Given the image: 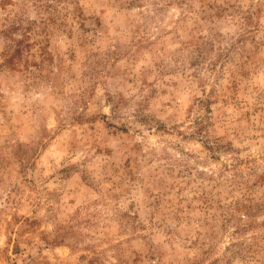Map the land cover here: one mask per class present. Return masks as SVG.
Wrapping results in <instances>:
<instances>
[{"label":"rangeland","instance_id":"1","mask_svg":"<svg viewBox=\"0 0 264 264\" xmlns=\"http://www.w3.org/2000/svg\"><path fill=\"white\" fill-rule=\"evenodd\" d=\"M0 264H264V0H0Z\"/></svg>","mask_w":264,"mask_h":264}]
</instances>
